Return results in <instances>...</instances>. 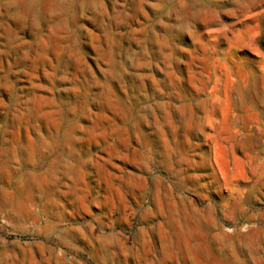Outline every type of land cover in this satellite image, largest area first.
<instances>
[{
    "label": "rangeland",
    "instance_id": "obj_1",
    "mask_svg": "<svg viewBox=\"0 0 264 264\" xmlns=\"http://www.w3.org/2000/svg\"><path fill=\"white\" fill-rule=\"evenodd\" d=\"M0 264H264V0H0Z\"/></svg>",
    "mask_w": 264,
    "mask_h": 264
}]
</instances>
